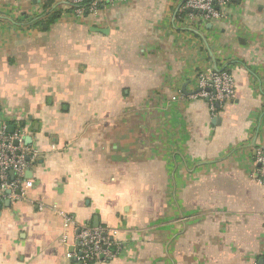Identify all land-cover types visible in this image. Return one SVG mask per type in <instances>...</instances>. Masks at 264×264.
I'll use <instances>...</instances> for the list:
<instances>
[{
    "label": "crops",
    "instance_id": "obj_1",
    "mask_svg": "<svg viewBox=\"0 0 264 264\" xmlns=\"http://www.w3.org/2000/svg\"><path fill=\"white\" fill-rule=\"evenodd\" d=\"M47 1L0 0V120L36 150L26 198L0 204V264H73L79 225L117 230L95 264H264V0L211 21ZM208 67L236 81L214 115L191 96Z\"/></svg>",
    "mask_w": 264,
    "mask_h": 264
},
{
    "label": "built area",
    "instance_id": "obj_2",
    "mask_svg": "<svg viewBox=\"0 0 264 264\" xmlns=\"http://www.w3.org/2000/svg\"><path fill=\"white\" fill-rule=\"evenodd\" d=\"M126 1L128 0H67L65 14L83 17L86 14H96L101 7ZM227 5V0H186L183 9L188 11L191 19L211 21L223 18ZM197 86V91L191 96L206 100L213 115L236 95V81L228 69H204L198 74ZM23 140V131L8 132L6 124L0 120V204L6 200L13 202L25 199L27 190L33 186V181L27 177V170L36 159V150L24 145ZM256 163L264 165V147L257 148ZM40 207L42 208L41 204ZM62 215L66 222H74L70 215ZM116 234V229L106 226L79 225L76 233L77 249L67 256L72 259L73 264H95L106 258H114L118 256L120 249L119 241L114 240ZM66 240L67 235L63 237V241Z\"/></svg>",
    "mask_w": 264,
    "mask_h": 264
},
{
    "label": "trees",
    "instance_id": "obj_3",
    "mask_svg": "<svg viewBox=\"0 0 264 264\" xmlns=\"http://www.w3.org/2000/svg\"><path fill=\"white\" fill-rule=\"evenodd\" d=\"M56 4V0H49L43 4V9L45 12V17L50 15L51 13L58 12L59 9L57 10L56 8L53 9L54 5ZM58 13H55L52 15V17H57Z\"/></svg>",
    "mask_w": 264,
    "mask_h": 264
},
{
    "label": "water",
    "instance_id": "obj_4",
    "mask_svg": "<svg viewBox=\"0 0 264 264\" xmlns=\"http://www.w3.org/2000/svg\"><path fill=\"white\" fill-rule=\"evenodd\" d=\"M186 1V0H185ZM217 119V118H216ZM5 203H7V205H9L11 202L10 200H6ZM1 206V205H0Z\"/></svg>",
    "mask_w": 264,
    "mask_h": 264
}]
</instances>
